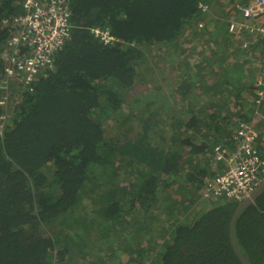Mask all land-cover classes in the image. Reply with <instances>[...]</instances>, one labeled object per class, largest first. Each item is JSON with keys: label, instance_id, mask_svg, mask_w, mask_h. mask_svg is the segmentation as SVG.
<instances>
[{"label": "trees", "instance_id": "1", "mask_svg": "<svg viewBox=\"0 0 264 264\" xmlns=\"http://www.w3.org/2000/svg\"><path fill=\"white\" fill-rule=\"evenodd\" d=\"M250 1L70 0L72 37L54 67L0 105V264H242L230 233L242 201L204 192L227 167L215 148L234 151L241 123L260 130L264 156V88L229 31ZM23 14L22 0H0V73L15 32L4 21ZM260 43L245 50L264 55ZM150 56L173 64L175 104L134 112ZM134 120L135 134L116 132ZM235 238L264 264V189Z\"/></svg>", "mask_w": 264, "mask_h": 264}, {"label": "built area", "instance_id": "2", "mask_svg": "<svg viewBox=\"0 0 264 264\" xmlns=\"http://www.w3.org/2000/svg\"><path fill=\"white\" fill-rule=\"evenodd\" d=\"M22 6L23 15L4 21L15 29L7 43L3 76L0 77V105L7 111L13 103H20L23 92L34 91L37 79L54 67L56 54L72 37L70 0H22ZM236 8L240 20L230 21L229 31L235 37L249 35L255 43L264 41V0H251L248 5L237 4ZM92 33L105 45L118 42L108 30L97 28ZM251 45V42H245L243 47L247 49ZM260 57L264 61V55ZM257 85L264 88L260 82ZM257 93L260 97L264 95L263 89H258ZM3 129L1 122L0 136ZM259 131L251 123H241L237 128L239 141L234 151L227 154L222 145L215 148L214 161L225 163L227 167L209 181L205 198L225 196L243 202L254 195L264 180Z\"/></svg>", "mask_w": 264, "mask_h": 264}, {"label": "rangeland", "instance_id": "3", "mask_svg": "<svg viewBox=\"0 0 264 264\" xmlns=\"http://www.w3.org/2000/svg\"><path fill=\"white\" fill-rule=\"evenodd\" d=\"M210 18H209V21H210ZM209 21L207 23H209ZM207 26L210 27L211 25L208 24ZM210 29H213V28H210ZM241 35L242 34L235 37V35L233 34V38H234L233 49L236 51L238 56L241 55V58H243V60L245 59L247 60V63H249L250 66H252V69L255 68L254 72L256 73L252 78H250V80L253 79L254 82L258 81L260 82V85H263L264 84V72H263L264 61H261L263 59L258 54L259 53L258 51L253 52V50H251L252 51L251 52V51L245 50L243 47V44L245 42H251L252 45L254 46L258 44L257 47H260L262 43L260 42L255 43L254 41L251 40V37L249 35L243 34L247 36L248 38H245L243 35L242 36ZM201 42L199 41V43ZM231 52L233 51H229V53ZM172 58H173L172 60L173 63L176 61V59H178L176 54L172 55ZM172 66L173 64L170 61L167 64H164V63L155 64V60L153 63L151 56L148 58V64H146L144 68L147 67L146 69L148 68L150 69L146 71V74L144 75V77L148 81L152 80L153 83H150L148 85H145L144 83L139 84L136 90L130 93L129 101L131 102L129 106H133L132 109L134 112L140 110V111H144L145 113H147L148 111L153 110L157 106L163 105L165 108H167L168 107L167 105L173 106L175 104V98L172 99V96L170 93V88L172 87V84L175 81V73H176L172 70ZM258 70L259 71L262 70V73L258 74L259 73ZM135 107H137L138 109L136 110ZM131 125L134 129L132 130L133 134H135V132L140 129L139 121L134 120L133 122L127 125L126 129L120 128L121 131L117 129L116 132L124 133V131L127 130ZM107 129L109 132H112L110 127ZM88 210L89 212H91L90 207L88 208ZM77 264H80V263L77 262Z\"/></svg>", "mask_w": 264, "mask_h": 264}, {"label": "water", "instance_id": "4", "mask_svg": "<svg viewBox=\"0 0 264 264\" xmlns=\"http://www.w3.org/2000/svg\"><path fill=\"white\" fill-rule=\"evenodd\" d=\"M4 69V67H3ZM3 69H2V72H3ZM2 72L0 73V77L3 76ZM264 189V180L262 182V184L260 185V187L258 188V190L254 193V195L250 198V199H247L245 201H243L239 207V209L236 211L233 219H232V222H231V230H230V233H231V241H232V246L235 250V252L238 254L240 260H241V263L242 264H251V262L244 256V254H242L238 248V245L236 243V238H235V224H236V221H237V218L240 214V212L245 208L247 207L248 205H251L255 202L256 200V197L258 196V194Z\"/></svg>", "mask_w": 264, "mask_h": 264}, {"label": "clouds", "instance_id": "5", "mask_svg": "<svg viewBox=\"0 0 264 264\" xmlns=\"http://www.w3.org/2000/svg\"><path fill=\"white\" fill-rule=\"evenodd\" d=\"M5 57H6V48H5L4 53H3V58L5 59Z\"/></svg>", "mask_w": 264, "mask_h": 264}, {"label": "crops", "instance_id": "6", "mask_svg": "<svg viewBox=\"0 0 264 264\" xmlns=\"http://www.w3.org/2000/svg\"><path fill=\"white\" fill-rule=\"evenodd\" d=\"M259 53H261L260 51H258Z\"/></svg>", "mask_w": 264, "mask_h": 264}]
</instances>
